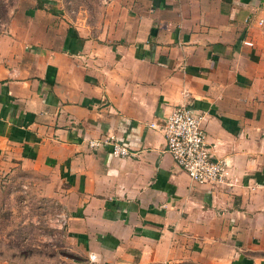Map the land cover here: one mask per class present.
<instances>
[{"label":"crops","instance_id":"obj_1","mask_svg":"<svg viewBox=\"0 0 264 264\" xmlns=\"http://www.w3.org/2000/svg\"><path fill=\"white\" fill-rule=\"evenodd\" d=\"M62 12L23 0L0 31V164L45 173L65 214L42 264H264V0H110L96 32ZM180 103L224 180L149 126ZM109 136L129 154L89 145Z\"/></svg>","mask_w":264,"mask_h":264},{"label":"rangeland","instance_id":"obj_2","mask_svg":"<svg viewBox=\"0 0 264 264\" xmlns=\"http://www.w3.org/2000/svg\"><path fill=\"white\" fill-rule=\"evenodd\" d=\"M22 1L0 0V31ZM109 1L55 0L62 13L92 32L103 23ZM46 177L19 164H0V259L42 264L64 249L65 214L58 198L45 192Z\"/></svg>","mask_w":264,"mask_h":264},{"label":"built area","instance_id":"obj_3","mask_svg":"<svg viewBox=\"0 0 264 264\" xmlns=\"http://www.w3.org/2000/svg\"><path fill=\"white\" fill-rule=\"evenodd\" d=\"M205 120L204 111L180 103L172 107L162 123L151 121L149 126L163 132L167 150L192 180L199 183L220 182L227 174V162L223 158L211 157L205 138ZM111 139L112 136L104 140L92 139L89 145L95 147L110 141L114 156L129 154L125 145Z\"/></svg>","mask_w":264,"mask_h":264}]
</instances>
